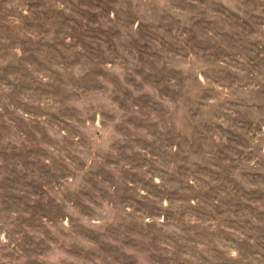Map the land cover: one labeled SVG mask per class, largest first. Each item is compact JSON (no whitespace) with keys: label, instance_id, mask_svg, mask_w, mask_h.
Returning <instances> with one entry per match:
<instances>
[{"label":"rangeland","instance_id":"374dc122","mask_svg":"<svg viewBox=\"0 0 264 264\" xmlns=\"http://www.w3.org/2000/svg\"><path fill=\"white\" fill-rule=\"evenodd\" d=\"M0 264H264V0H0Z\"/></svg>","mask_w":264,"mask_h":264}]
</instances>
